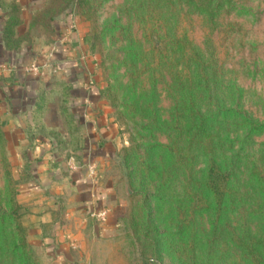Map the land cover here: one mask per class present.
Returning <instances> with one entry per match:
<instances>
[{
  "label": "rangeland",
  "instance_id": "obj_1",
  "mask_svg": "<svg viewBox=\"0 0 264 264\" xmlns=\"http://www.w3.org/2000/svg\"><path fill=\"white\" fill-rule=\"evenodd\" d=\"M56 9L92 58L98 109L118 135L108 168L117 178L122 166L128 194L107 224L69 191L24 201L0 127V264H251L231 236H264V0ZM211 161L230 174L217 198Z\"/></svg>",
  "mask_w": 264,
  "mask_h": 264
},
{
  "label": "crops",
  "instance_id": "obj_2",
  "mask_svg": "<svg viewBox=\"0 0 264 264\" xmlns=\"http://www.w3.org/2000/svg\"><path fill=\"white\" fill-rule=\"evenodd\" d=\"M60 11L56 0H0V127L24 201L69 191L87 214L106 209L107 224L120 189L128 194L122 166L117 178L108 168L117 130L98 109L92 58Z\"/></svg>",
  "mask_w": 264,
  "mask_h": 264
},
{
  "label": "trees",
  "instance_id": "obj_3",
  "mask_svg": "<svg viewBox=\"0 0 264 264\" xmlns=\"http://www.w3.org/2000/svg\"><path fill=\"white\" fill-rule=\"evenodd\" d=\"M211 165L208 166L206 171V178H205V186L209 190L211 194L214 195L215 198H217V195H223V192L219 191L217 182H219V179L225 181V188H227V185L229 184V176L230 174L227 172H221L222 170L219 169L216 162L211 161ZM218 170V173L215 171ZM216 175L217 178L214 177ZM218 179V180H217ZM220 179V180H221ZM24 178H19L18 183L22 182ZM221 193V194H220ZM215 206L218 208V210L221 209L222 203L219 200H214ZM120 217V216H119ZM119 217L116 219L118 220ZM246 232V231H245ZM254 235V236H251ZM256 237V239H255ZM245 238V243L243 242V239ZM231 240L235 244L238 243V246L236 249H238V253L245 258V260H248L251 264H262L263 260V251H264V236L262 234L256 235V234H246L243 237L239 236V233L237 236L233 233L231 236ZM250 241V242H249ZM246 243H250L249 246ZM243 247V248H241Z\"/></svg>",
  "mask_w": 264,
  "mask_h": 264
},
{
  "label": "built area",
  "instance_id": "obj_4",
  "mask_svg": "<svg viewBox=\"0 0 264 264\" xmlns=\"http://www.w3.org/2000/svg\"><path fill=\"white\" fill-rule=\"evenodd\" d=\"M90 215L94 217L96 220H98L99 222H103L106 220L107 211L106 209L93 210L92 212H90Z\"/></svg>",
  "mask_w": 264,
  "mask_h": 264
}]
</instances>
